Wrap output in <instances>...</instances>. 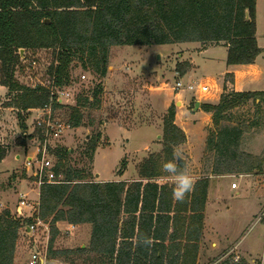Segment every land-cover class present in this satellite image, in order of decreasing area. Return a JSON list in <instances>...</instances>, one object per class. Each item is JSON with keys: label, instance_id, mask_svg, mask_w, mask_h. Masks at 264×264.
Wrapping results in <instances>:
<instances>
[{"label": "trees", "instance_id": "obj_1", "mask_svg": "<svg viewBox=\"0 0 264 264\" xmlns=\"http://www.w3.org/2000/svg\"><path fill=\"white\" fill-rule=\"evenodd\" d=\"M256 11L257 0H0V86L8 89L9 96L5 107L17 111L18 125L26 132L31 110L50 102L56 109L62 106L52 91L72 85L74 61L104 78L114 46L222 45L227 48L228 66L255 64L264 51L256 37ZM22 49L53 50L47 69L50 86L28 87L17 80ZM185 73L182 70L180 76ZM224 89L218 103L201 105L212 115L216 128L206 144L213 156L210 175L261 173V163L242 149L251 124L231 121L251 101L260 111L264 91L226 92V84ZM101 92L99 84L95 97ZM174 117L170 108L164 126V157L146 158L140 165V179L132 182L91 179L100 134L87 143L84 168L71 164L69 148L52 151L56 180L40 186L34 217L50 229L48 260L61 256L71 264L77 260L83 264H198L211 181L210 176L198 178L183 202L173 199V184L159 182L162 165L173 160L184 139ZM68 122L72 127L85 125L78 107L72 108ZM8 154L9 147L0 141V163ZM126 165L124 159L121 173ZM33 221L9 210L0 215V264H15L20 230ZM60 222L89 224L88 246L56 250ZM145 235L154 241L150 247L139 243Z\"/></svg>", "mask_w": 264, "mask_h": 264}, {"label": "rangeland", "instance_id": "obj_2", "mask_svg": "<svg viewBox=\"0 0 264 264\" xmlns=\"http://www.w3.org/2000/svg\"><path fill=\"white\" fill-rule=\"evenodd\" d=\"M256 12V37L264 50V0H257ZM21 55L17 80L28 87L50 86L47 69L53 61V50L24 51ZM226 61V47H204L198 42L114 46L104 78L84 70L74 61L73 83L63 88L70 96L65 98L56 115L69 121L72 108L78 107L85 125L67 130L62 138L52 143L50 153L57 148H69L71 164L84 168L88 164L83 154L87 143L92 136L100 134V145L90 165L91 179L104 182L139 180L140 165L146 158L150 155L164 157L165 120L169 109L173 108L174 123L184 132V139L177 146L183 153L180 167H187L196 179L210 176L211 181L198 264H264V216L261 215L264 209V105L258 111L251 101L236 111L231 121L233 125L240 120L251 124L242 149L256 157L262 172L250 176L210 175L213 156L207 152L206 144L216 128L212 117L207 120L200 112L203 111L201 106L195 110L197 101L201 105L214 103L225 92V84L230 81L233 84V78L225 75ZM256 65L263 74L259 79L246 78L245 89L264 91V51ZM182 70L186 72L184 76H180ZM179 81L186 86L208 84L211 89L205 94L190 91L186 86L179 91L175 89ZM231 83L226 86V92L234 91ZM99 84H102V92L95 97L94 91ZM8 98V89L0 86V141L10 152L8 160L0 163V215L9 210L20 216L18 205L22 199L27 202L21 217L32 218L35 228L29 231L26 227L21 228L15 264H30L36 253L47 259L51 237L49 226L34 219L40 192L35 177L39 165L35 158L39 142L33 132L36 112L27 118L24 132L18 125L17 111L5 107ZM16 155L21 158L17 159ZM29 156L34 157L32 166H27ZM124 159L127 165L121 173ZM50 160L52 164L56 162L53 155ZM162 176L160 183L172 184L166 173ZM233 183L238 185L237 189L232 188ZM71 226L66 222L58 223L60 234L54 243L56 250L88 246L91 226ZM58 258L64 264H71L61 256ZM76 264H83L82 260H77Z\"/></svg>", "mask_w": 264, "mask_h": 264}, {"label": "built area", "instance_id": "obj_3", "mask_svg": "<svg viewBox=\"0 0 264 264\" xmlns=\"http://www.w3.org/2000/svg\"><path fill=\"white\" fill-rule=\"evenodd\" d=\"M36 62H34L35 64ZM45 86V85H43ZM186 85L183 84L182 81H179L175 85V89L182 90ZM190 91L197 92L198 94L208 93L211 89V86L208 84H201L199 86H195L194 84H188L186 86ZM53 95L56 97V101L58 104L62 105L63 101L66 97L70 96L68 92L62 89H54ZM58 109V108H57ZM57 109L54 107L53 102L45 105L42 108H37L31 110L32 112H36V118L34 119V133L36 136V140L39 142V146L36 148L35 158L39 163L36 168L35 177L39 181V186L42 185L45 181L47 182H55L56 176L53 172L54 163L52 164L50 157L52 154L50 153V147L52 143L57 142L60 138H62L67 130H71L73 127L68 121H63L59 118L57 114ZM32 160L34 157H30L27 160V166H32ZM264 182V178L262 179ZM232 188H238L236 183L232 184ZM25 195H23L24 197ZM28 206L25 199H22L18 205L17 212L21 216L22 210ZM264 216V209L261 213ZM75 225L71 227L74 228ZM35 228V225H31L28 227L29 230ZM41 261L38 253L34 254L30 264H37Z\"/></svg>", "mask_w": 264, "mask_h": 264}, {"label": "clouds", "instance_id": "obj_4", "mask_svg": "<svg viewBox=\"0 0 264 264\" xmlns=\"http://www.w3.org/2000/svg\"><path fill=\"white\" fill-rule=\"evenodd\" d=\"M183 159V153L177 149L173 153V160L162 165V171L167 174V179L173 184L172 197L178 202H183L186 197L194 190L197 179L192 175L187 167L181 168L179 161ZM139 243L151 246L154 241L145 235L139 239ZM40 264H64L62 259L53 258L51 260L41 258Z\"/></svg>", "mask_w": 264, "mask_h": 264}, {"label": "crops", "instance_id": "obj_5", "mask_svg": "<svg viewBox=\"0 0 264 264\" xmlns=\"http://www.w3.org/2000/svg\"><path fill=\"white\" fill-rule=\"evenodd\" d=\"M208 48H206L204 50H207ZM227 74H229L233 78V84L230 81V82H228V85H229V83H231V85H233V87H234L233 90L235 92L263 91V90H253V89L247 90V89H245L246 84L244 83V80L246 78L254 77V78L259 79L263 74V72L258 67V65H256V62H255V64H251V65L228 66V68L225 71V75H227ZM232 78H231V80H232ZM228 85H226V86H228ZM218 102H219V97L215 99L214 104H216ZM200 112H202L203 114H205V116H207V120H209L212 117V115L210 113H206L204 111H200ZM9 156H10V152H9L8 156L1 163L6 162L9 158ZM16 157H17V159H20L21 155H16ZM30 157L31 156H29L28 158H30ZM241 175H243V174H241ZM245 175H248V174H245ZM250 175L251 174H249L248 176H250ZM235 189H237V188H235ZM38 198H39V196H38ZM27 230L29 231L28 228H27ZM216 246H218V244H216Z\"/></svg>", "mask_w": 264, "mask_h": 264}, {"label": "water", "instance_id": "obj_6", "mask_svg": "<svg viewBox=\"0 0 264 264\" xmlns=\"http://www.w3.org/2000/svg\"><path fill=\"white\" fill-rule=\"evenodd\" d=\"M47 22H49V21L47 20ZM24 51H25V50L22 49L20 52L23 53ZM200 106H201V103H200L199 101H197V102L195 103V110L199 109ZM182 161H183V159H182L181 161H179V163H181Z\"/></svg>", "mask_w": 264, "mask_h": 264}]
</instances>
